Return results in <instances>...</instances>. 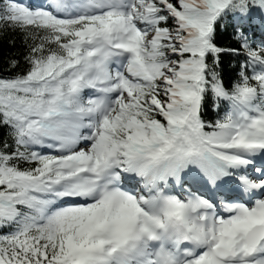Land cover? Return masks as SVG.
<instances>
[{"label":"snow or ice","instance_id":"obj_1","mask_svg":"<svg viewBox=\"0 0 264 264\" xmlns=\"http://www.w3.org/2000/svg\"><path fill=\"white\" fill-rule=\"evenodd\" d=\"M0 39V264H264V0H0Z\"/></svg>","mask_w":264,"mask_h":264},{"label":"trees","instance_id":"obj_2","mask_svg":"<svg viewBox=\"0 0 264 264\" xmlns=\"http://www.w3.org/2000/svg\"><path fill=\"white\" fill-rule=\"evenodd\" d=\"M220 43L228 44L229 43L228 37L225 36V37L221 38ZM11 51H13V50L8 48L6 41L3 40V39H0V75L5 74L4 71H3L4 68H5L4 61H5V58H6L7 54L9 52H11ZM232 63H234V62H232ZM232 63H230L229 58H227V57L225 58V60H224L225 74H230L231 73V71H232Z\"/></svg>","mask_w":264,"mask_h":264}]
</instances>
